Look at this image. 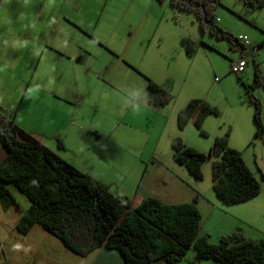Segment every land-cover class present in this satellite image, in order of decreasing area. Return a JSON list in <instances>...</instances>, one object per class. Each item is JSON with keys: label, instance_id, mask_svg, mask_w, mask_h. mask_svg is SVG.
Masks as SVG:
<instances>
[{"label": "rangeland", "instance_id": "obj_1", "mask_svg": "<svg viewBox=\"0 0 264 264\" xmlns=\"http://www.w3.org/2000/svg\"><path fill=\"white\" fill-rule=\"evenodd\" d=\"M216 1H218L216 8L218 25L236 38L246 37L251 44L260 46L258 55L248 56V66L243 74L232 73L231 64L247 50L237 45V42L232 45L228 40L216 38L208 30L203 32L193 13L174 10L166 0L165 4L159 5V12L156 13L157 34L161 38L148 47L145 52L148 56L141 59L142 63L139 65L141 69H137L142 76L137 72L132 73L123 62L119 61L118 55H112V52L108 50V56L102 54L97 62L100 64L96 63L92 68L93 74L99 73L105 77V84L96 80L98 85H104V87L100 88L88 82L85 87L87 98L82 103L81 110L87 122L103 127L104 121L101 120L109 116L112 121L108 130L100 131L101 136L95 134L94 131L90 136L86 134L84 137H89V142L91 139L95 141V137L103 139L101 144L97 142L91 148L93 149L91 153L98 158L97 162H104L101 148L110 147L113 139L118 138V131L125 128V126H120L121 119L124 117L125 120H131L135 125L130 123L128 125L139 130L128 131L126 137L128 143L125 147L121 146L118 149L128 161H120L121 165L118 167L122 168L125 173L128 171L127 175L133 181L131 185L133 188L142 182L140 191L164 204L193 202L196 188H200L198 192H202L205 196L201 202L202 208L207 202L210 203V193L215 194L212 189L211 162L204 164L203 180H197L184 166L175 162L171 142L175 137L181 136L188 146L209 154L214 138L220 136L216 134L221 133L222 129L225 130V134L228 131L232 134V129H235L234 138L238 140V147L242 148L240 152H242L243 159L255 174L256 180L261 186L263 184L264 189V181L261 180L260 172L263 165L261 141L253 138L255 132L252 138L248 136L250 132L253 133L256 125L253 120V106L248 103L247 89L254 84L256 64H259L264 74V8L246 6L241 0ZM185 39L193 41L191 53L188 51L186 42L184 43ZM133 49L123 46L120 50L128 55H134ZM3 51L4 49H0L1 63H5L2 59ZM5 55L7 52L4 53ZM24 57L18 67L14 64L11 73L10 58L0 70V106L1 112L6 117H8L5 113L8 93L11 92V95H15V92L21 93L19 99L29 88L32 94L39 96L42 94L39 88L31 84L29 80L36 72L38 63L28 59V54ZM127 65L133 66L130 63ZM42 67H44L45 74L46 65H41L36 73ZM76 68L82 69L80 66ZM84 73L79 71L81 75L79 81L84 77ZM147 78L167 88L173 94L171 110L166 111L164 107V109L151 107L147 104L148 102L143 104L144 107L140 106L142 101L132 102V99L140 96L145 98ZM13 84H15L13 87L15 89L10 90V85ZM253 94L261 101L264 121V87H255ZM192 99H201L218 109L220 113L207 118L204 129L209 134L208 137L200 136L193 125H188L183 131L178 129V114L175 115L172 111L173 109L176 111L181 103L186 104ZM95 101L99 108L95 107ZM122 113L126 114L114 120L117 114ZM141 118L144 121L140 120ZM18 120L24 123L28 131L39 134V121L37 117H34L31 107L26 109L25 115H19ZM116 125L119 127L113 132V127ZM172 127L174 130L171 129ZM41 130H44L43 125ZM140 130L144 133H139ZM42 145L47 147L43 143ZM138 146H141L140 153ZM87 148L88 145L83 150L79 147V150L83 153ZM99 150L102 151V156L97 152ZM91 176L96 177L95 180L104 178L106 182L97 180L108 187L111 186V190H114L111 192H115L117 188L115 184L120 181L121 174L108 163L107 169L98 171L95 168ZM13 195L17 201L16 206L7 208L3 202H0V264H86L82 263L83 257L68 250L61 240L46 232L40 225H35L28 234L20 233L16 225L20 218L19 215L27 208L29 202L17 190H13ZM204 214L206 215L205 210ZM205 215L204 222L201 224L203 231L206 228ZM235 217L239 218L238 215ZM215 236L213 234L211 238L214 239ZM187 253L183 261L195 255L193 249ZM45 259L48 262H45ZM156 264L166 263L160 261Z\"/></svg>", "mask_w": 264, "mask_h": 264}, {"label": "trees", "instance_id": "obj_2", "mask_svg": "<svg viewBox=\"0 0 264 264\" xmlns=\"http://www.w3.org/2000/svg\"><path fill=\"white\" fill-rule=\"evenodd\" d=\"M164 3L166 0H157ZM174 10L193 13L200 29L210 31L218 39L237 42L230 32L217 23L216 0H168ZM246 6L264 8V0H241ZM188 51L193 41L185 39ZM260 47V46H259ZM146 99L154 107H166L173 94L147 78ZM257 86L264 87V74L256 64L254 84L247 87L253 106L256 132L253 138L264 137L262 105L253 94ZM0 106V145L6 155L0 161V202L7 208L16 206L13 190L28 200L21 212L17 230L28 234L35 225L62 241L71 252L87 257L104 247L117 251L124 264H180L193 249L195 261L214 260L220 264H264V239L246 238L239 230L220 238L218 244L209 235L200 236L203 216L193 202L164 204L156 198H143L136 206L126 197L82 172L73 164L39 144L24 142L13 118L6 117ZM218 109L201 99H192L178 113L180 131L193 125L200 136L208 137L204 129L207 118L219 115ZM230 132L215 137L209 154L190 147L180 136L171 144L174 160L184 166L197 180H203V167L211 162L212 189L224 205L249 201L261 192V184L246 165L242 152L230 146ZM63 148L61 142L58 143ZM261 180L264 175L261 173ZM3 206V207H4Z\"/></svg>", "mask_w": 264, "mask_h": 264}, {"label": "crops", "instance_id": "obj_3", "mask_svg": "<svg viewBox=\"0 0 264 264\" xmlns=\"http://www.w3.org/2000/svg\"><path fill=\"white\" fill-rule=\"evenodd\" d=\"M160 4L165 3H160L157 0H0V49H4L2 59L5 61V63L0 62V70L10 58L11 73L14 64L18 67L26 54L29 56L28 59L38 63L37 70L41 68V65H46L47 68L45 74L44 67H42L38 73L36 70L29 79L30 83L36 85L42 92L40 96L32 94L29 87L21 97L22 99H19L21 95L19 92H15V95H11V92L8 93L10 100L9 98L6 100L7 112L5 111V113L8 118H13L16 126L23 131L22 134H19L20 140L24 142H34L35 140L41 145L45 144L46 148L53 150L90 176L95 168L98 171L105 170L108 163L111 164L115 171L121 174L120 181L115 184L117 188L113 193L130 199L133 206H136L141 199L152 196L140 191L142 182L135 188L131 186L133 181L128 177V171L125 173L122 168L118 167L121 165L120 161H128L118 149L121 146L125 147V144L128 143V138H126L128 131L139 129L128 125L129 123L135 124L123 117L120 126H125V128L118 131L119 139L116 137L110 147L103 146L101 148L104 162H97L98 158L91 153L93 150L91 148L97 142L101 144L103 139L95 137V141L91 139L89 142V137H84L86 134L90 136L94 131L95 134L101 136L100 131L108 130L112 121L107 116L104 118L106 120H101L104 121L103 127H100L99 124L94 126V123L87 122L81 106L87 98L85 90L87 82L100 88L104 87V85H98L96 80L105 84V77L99 73L93 74L92 68L102 54L108 56V50L112 52V55H118L119 61L123 62L132 73L137 72L141 75L137 70L141 69L139 66L142 63L141 59L148 56L145 53L148 47L161 38L157 34L158 18L156 16ZM123 46L134 48L135 54L128 55L120 50ZM5 52L7 55L4 56ZM246 53H241L239 58L246 56ZM128 63L133 66L127 65ZM76 66H80L82 69L79 70ZM79 71L83 73L86 71L80 81ZM109 72L111 74L110 69ZM86 79L88 80L85 81ZM14 86L15 84L10 85V90L15 89ZM76 88H78L77 91ZM124 93L129 95L126 91ZM146 93L147 91H145V98L140 96L132 99V102L142 101L140 106L144 107L143 104L147 102ZM171 104L164 107L165 109L162 108L166 111L171 110ZM186 104L181 103L176 111L173 109L172 113L175 112L177 115ZM94 105L99 108L96 101ZM29 107L33 109L34 117L38 118L39 134L28 131L24 123L18 120L19 115H25L26 109ZM125 114H117L114 120ZM140 120L144 121L142 118ZM42 125L44 130H41ZM117 127L119 125L113 127V132ZM171 129L174 130L173 127ZM221 131L216 135L225 134L224 129ZM254 132H256V128H253V133L250 132L251 134L249 133L248 136L252 138ZM139 133L143 134L144 132L140 130ZM234 133L235 129H232L229 138L230 146L241 151L242 148L238 147V140L234 138ZM260 141L263 157L261 169L264 171V137ZM59 142L63 148L58 146ZM87 145V150L81 153ZM79 147L82 150H79ZM137 149L140 153L141 146H138ZM101 150L97 151L100 156H102ZM5 155L6 151L0 145V161ZM262 171L260 170L261 173ZM262 174L264 175V173ZM190 175L193 176L191 173ZM97 179L106 182L104 178ZM109 188L111 189V186ZM261 188L263 195L260 193L249 201L231 206L222 204L215 194L210 193L211 201L207 202L204 208H202L201 202L205 196L202 195V192H198L200 188H196L193 200L198 196L197 206L201 214L203 213V217L204 210L206 211V228L204 231L200 228V236L207 234L210 243L218 244L222 236L239 230L246 238L264 239L263 184ZM235 215H238L240 219ZM202 222L204 221L202 220ZM213 234L216 235L214 239L211 238ZM83 258L82 263L86 264H124L117 251L104 247ZM44 261L48 262L47 259ZM180 264L220 263L214 260L195 261V255H191L189 260L182 261Z\"/></svg>", "mask_w": 264, "mask_h": 264}, {"label": "built area", "instance_id": "obj_4", "mask_svg": "<svg viewBox=\"0 0 264 264\" xmlns=\"http://www.w3.org/2000/svg\"><path fill=\"white\" fill-rule=\"evenodd\" d=\"M239 41L245 47V49L247 50V53H246V56H243L232 62L231 72L236 75H241L246 70L247 63H248L247 57L249 55H254V54L258 55L260 52V47L252 45L246 37H240Z\"/></svg>", "mask_w": 264, "mask_h": 264}]
</instances>
